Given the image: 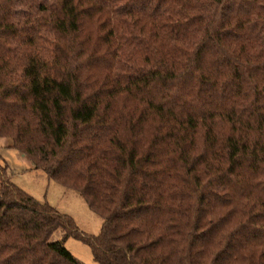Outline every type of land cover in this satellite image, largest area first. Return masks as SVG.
I'll return each mask as SVG.
<instances>
[{
    "label": "trees",
    "instance_id": "16d2710c",
    "mask_svg": "<svg viewBox=\"0 0 264 264\" xmlns=\"http://www.w3.org/2000/svg\"><path fill=\"white\" fill-rule=\"evenodd\" d=\"M0 138L103 221L0 162V264H264V0H0Z\"/></svg>",
    "mask_w": 264,
    "mask_h": 264
},
{
    "label": "rangeland",
    "instance_id": "374dc122",
    "mask_svg": "<svg viewBox=\"0 0 264 264\" xmlns=\"http://www.w3.org/2000/svg\"><path fill=\"white\" fill-rule=\"evenodd\" d=\"M11 145V139L0 138V162L6 166L10 182L38 203L47 204L59 214L70 218L86 236L99 235L103 221L89 209L84 198L78 192L49 179L43 171L34 169L30 161ZM53 239H60V235L56 233ZM64 247L80 263L97 264L89 246L83 242L68 238L64 241Z\"/></svg>",
    "mask_w": 264,
    "mask_h": 264
}]
</instances>
